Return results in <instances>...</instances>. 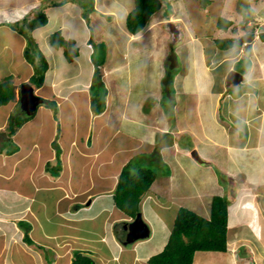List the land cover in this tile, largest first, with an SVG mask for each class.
Wrapping results in <instances>:
<instances>
[{
	"label": "crops",
	"instance_id": "obj_1",
	"mask_svg": "<svg viewBox=\"0 0 264 264\" xmlns=\"http://www.w3.org/2000/svg\"><path fill=\"white\" fill-rule=\"evenodd\" d=\"M72 2L0 0V78H11L16 85L15 99L0 105V264H72L76 252L95 264H146L165 248L178 209L197 212L202 204L208 211L199 214L209 217L215 195L239 202L228 205V249L196 251L193 264H264V232L252 226L256 216L264 226V63L256 45L264 43L260 34L256 32L249 49L239 42L218 49L196 32L182 40L187 30L181 28L180 38L172 39L182 43L169 85L164 82L165 42L155 30L127 31L134 0H109L106 11L101 14L94 7L89 18L86 8ZM38 10L47 22L30 29L27 17ZM56 30L75 41L78 55L73 60L67 59L63 46L51 45L49 36ZM26 32L49 61L41 86L30 81L35 66L26 56ZM245 48L250 62L241 66ZM5 62L8 69L1 65ZM98 62L100 80L95 77ZM2 67L6 74L13 69L15 77L5 76ZM233 69L243 75L236 84L227 81ZM24 82H30L44 102L10 134L15 107L22 116L19 88ZM92 84L97 85L93 92H102L104 85L107 89L100 113L91 108ZM169 86L174 92H166ZM55 101L60 112L54 110ZM172 113L177 114L175 122L170 121ZM147 154L161 155L159 171L167 173H156L140 201L149 235L125 242L123 225L135 217L117 206L114 191L124 165ZM213 161L221 168L218 174ZM249 206L253 213L242 218ZM27 229L31 242L25 238Z\"/></svg>",
	"mask_w": 264,
	"mask_h": 264
},
{
	"label": "trees",
	"instance_id": "obj_2",
	"mask_svg": "<svg viewBox=\"0 0 264 264\" xmlns=\"http://www.w3.org/2000/svg\"><path fill=\"white\" fill-rule=\"evenodd\" d=\"M241 1L246 8L244 11V22L248 23L252 18V9L249 7V0ZM91 2L92 6L89 5L88 11L90 9L93 10V1ZM162 5V0H134V6L126 17L127 31L132 34H138L150 22L154 13L162 8ZM88 11H85L84 14L89 18ZM27 21L25 26L27 25L31 29L45 24L47 16L44 12H39L34 18L32 17ZM232 24L233 21L225 17H219L217 20V27L221 29H228ZM255 26L257 27V25ZM26 33L29 37V45L32 46L31 50H29V46L26 48V56L35 66V73L30 78V81L37 86H41L44 83L48 62L44 60V65L36 62L35 58H41V55H39L41 52L30 32ZM259 34L260 38L264 40V26L260 27ZM49 40L55 48L64 47V53L68 60H73L78 55L75 41L73 39L66 40L60 30L54 31L49 36ZM214 43L218 48L227 49L238 44V39L237 37H215ZM175 62L177 60L168 59L166 64L167 70L164 82L169 85H171V80L177 72V68L174 65ZM100 64L101 62L95 64V77L97 80H100ZM92 86L94 88L97 87L96 84H92ZM165 90L166 92H174L172 86ZM106 91L107 89L104 85L102 92H94L91 101L93 112L100 113L104 110ZM15 97L16 85L11 78L0 80V105L7 104L14 100ZM29 117L31 116L24 115L23 112L22 117L19 119L12 116L9 120L8 132L13 134ZM132 166L130 161L122 168L114 191V200L117 206L126 214L136 217L137 213L140 212L141 198L150 189L156 178V172L151 168L138 166L133 169ZM228 205L229 201L226 197L215 195L212 198L209 217H205L187 207H180L165 248L158 254L151 256L146 264H193L196 251H227ZM28 231L29 229L26 230L25 238L27 242H31ZM72 264H95V261L88 255L76 252Z\"/></svg>",
	"mask_w": 264,
	"mask_h": 264
},
{
	"label": "rangeland",
	"instance_id": "obj_3",
	"mask_svg": "<svg viewBox=\"0 0 264 264\" xmlns=\"http://www.w3.org/2000/svg\"><path fill=\"white\" fill-rule=\"evenodd\" d=\"M57 4L58 3H73L72 1H77L81 7H83L85 9V11L87 12L89 7L92 6V2L93 1V8L96 7L97 11L100 12L101 14L107 10V7L109 6V0L108 2H106L105 0H54ZM112 1V0H111ZM163 5L162 8L154 13V16L151 18L150 22L145 26V28L141 31L143 32H151L154 31V34H156V37L159 36V39L162 42H165L166 45V52H168V56L167 58L170 60H178L176 59V57H178L177 55V45L178 43L182 40H187L189 38V36H193L195 34V32L199 35V39L202 41L207 42L209 40V43H213L215 37H232L233 35H236L238 32L240 33V36L237 37V39H239L244 32L247 31H253L255 29V32L258 30L260 31V27L264 26V5L263 4V0H249V7L250 9H252V18L250 19V21L248 23L244 22V11H245V5H243L241 0H162ZM45 3V2H43ZM90 5V6H89ZM94 10V9H93ZM31 8H29L28 10L24 11V13L30 12ZM102 11V12H101ZM39 12H41L40 10L37 11V14H39ZM88 12H92V9H90V11ZM36 16V15H35ZM219 17H225L227 19H230L233 21V24L228 28V29H221L219 27H217V20ZM34 18V16H33ZM31 19L29 17H27V20ZM168 20H171L173 22H176L178 24H180V27L182 28V31H184L185 29L187 30V34L186 36H183L182 40L180 39V41L178 42H173V38L172 35L170 34V32H168V28L166 25V22ZM245 23V24H244ZM259 23V24H257ZM250 25V26H249ZM257 25V27L255 26ZM96 26V25H95ZM159 27V28H156ZM97 29H99V25L96 26ZM162 30L161 34L158 32L159 30ZM253 29V30H252ZM63 35V34H62ZM171 35V36H170ZM195 36V35H194ZM207 39V40H206ZM67 40V39H66ZM104 43L103 45L105 46V50L102 52L103 56H106V52H107V39H104ZM168 42V43H167ZM176 46H174V45ZM240 45V44H238ZM258 49L260 50V61L264 63V43L262 44L261 41H259L257 44ZM184 46V44H183ZM32 46H29V50H31ZM62 47V46H60ZM216 48H218L215 45ZM233 47V46H231ZM219 49V48H218ZM194 50H196L194 48ZM247 55L241 60V66L245 63L250 62V55L251 53L249 52V50H247V48L244 49V54ZM39 55H41V58H35L36 62L40 65H44L43 61L46 60L48 63V59L45 53H39ZM28 59V58H27ZM167 59V60H168ZM167 63V61H166ZM2 66L5 67V69H8V63L5 62L4 64H1ZM4 67H2V72L5 73V76H12L13 78L14 76V70L11 69L10 72L7 71L8 74H6V71L4 70ZM19 67V66H18ZM48 68V67H47ZM35 70V69H34ZM10 73V74H9ZM35 73V71H34ZM0 80H3L2 78H0ZM45 80V79H44ZM104 80V79H103ZM126 84H128L127 81H125ZM126 85H124V89H125ZM132 91L135 95H136V91L137 89L134 87H131ZM129 90V87H126L125 90ZM96 88L92 89V93L94 94L93 91H96ZM137 97V96H136ZM146 104L149 105V103L147 102ZM53 105H55L54 110H59L60 112V107L57 101H55L53 103ZM169 108V106H167ZM5 109V108H4ZM16 111H18V106L15 107V109L13 110V116L17 115V119L21 118L22 116L20 114H16ZM182 113V112H181ZM183 114V113H182ZM58 116V113H57ZM172 119L170 120L171 122H175V119L177 118V114H173L170 116ZM31 118V117H29ZM28 118V119H29ZM154 156V155H153ZM159 159V161L157 162V158ZM142 160L139 158V156L136 157V159H134L132 161V168L136 169V167L138 166H142V167H147V168H151L152 170H154L156 173L158 172V175H162L163 172L167 173V170H162L159 171V167L158 165L161 163L160 160L161 159V155L158 156H154V157H150L149 158V154H147L146 156L142 155ZM212 169L215 170V172L218 174V172H220V167L215 163V161H213L212 163ZM188 187V186H187ZM185 187V188H187ZM190 188V187H189ZM183 192H184V188H183ZM241 191L238 190L237 193H240ZM234 195V193L232 194ZM228 201H233L234 206L238 205L239 202H237L236 198L231 196V197H227ZM186 202H191L190 199H185ZM244 202H247L248 199H243ZM248 205V204H246ZM208 211L206 206H202V204L197 205V212H206ZM244 214H242V218H247L249 216H251L250 214H252V208L251 206L248 207V209L244 210L243 212ZM241 215V214H239ZM258 215V213H257ZM234 216H232L233 219ZM55 219V218H54ZM43 221L44 223H46L44 217H43ZM262 219L260 218V216H256L254 218V224L252 226H256L257 230L262 231V233L264 232V226L262 224ZM261 233V232H260ZM264 234V233H263ZM3 240L0 237V245H2ZM43 245L42 249L46 250V245H44L43 243H41ZM37 246V245H36ZM15 250V248L13 249ZM242 252L245 254L246 257H250V253L247 251L246 247L242 248ZM255 252V251H253ZM214 253H217L214 252ZM15 258H22L21 256H18ZM252 258V257H251ZM217 264V263H216ZM250 264H254V260H252V262Z\"/></svg>",
	"mask_w": 264,
	"mask_h": 264
},
{
	"label": "water",
	"instance_id": "obj_4",
	"mask_svg": "<svg viewBox=\"0 0 264 264\" xmlns=\"http://www.w3.org/2000/svg\"><path fill=\"white\" fill-rule=\"evenodd\" d=\"M169 32L172 35L174 40H177L181 36V28L173 21H167L166 23ZM255 34L253 32H246L243 34L239 39L238 42L243 44L245 43L247 48H250V43L253 41ZM243 75L233 69L229 71L227 75V81L233 83H239L242 81ZM20 107L22 112H24L27 116H32L35 114L39 105L44 102V98L37 94L34 90V86L30 82H24L20 85ZM192 155L200 162L204 160L200 157L197 150L192 151ZM124 231H126V241L125 242H134L135 240L139 239L140 237H146L150 233L149 226L145 223L142 219L140 213H137V216L129 222H125L123 225Z\"/></svg>",
	"mask_w": 264,
	"mask_h": 264
},
{
	"label": "clouds",
	"instance_id": "obj_5",
	"mask_svg": "<svg viewBox=\"0 0 264 264\" xmlns=\"http://www.w3.org/2000/svg\"><path fill=\"white\" fill-rule=\"evenodd\" d=\"M169 21H171V20H169ZM167 23V22H166ZM176 23V22H175ZM177 25H179L178 23H176ZM181 28V27H180ZM248 32V31H247ZM254 34H255V36H256V32H258L259 33V31H252ZM246 32H244L243 34H245ZM255 38V37H254ZM178 40V39H177ZM254 40V39H253ZM176 41V40H175ZM241 44V43H240ZM243 44H245V43H243ZM251 44V43H250ZM246 45V44H245ZM247 47V46H246ZM249 49V48H248Z\"/></svg>",
	"mask_w": 264,
	"mask_h": 264
},
{
	"label": "bare ground",
	"instance_id": "obj_6",
	"mask_svg": "<svg viewBox=\"0 0 264 264\" xmlns=\"http://www.w3.org/2000/svg\"><path fill=\"white\" fill-rule=\"evenodd\" d=\"M112 16V15H111ZM45 42V41H44ZM50 45V44H49ZM52 49V48H51ZM50 75H51V73H50Z\"/></svg>",
	"mask_w": 264,
	"mask_h": 264
},
{
	"label": "flooded vegetation",
	"instance_id": "obj_7",
	"mask_svg": "<svg viewBox=\"0 0 264 264\" xmlns=\"http://www.w3.org/2000/svg\"><path fill=\"white\" fill-rule=\"evenodd\" d=\"M168 32H169V30H168ZM250 32H252V31H250ZM171 34V33H170Z\"/></svg>",
	"mask_w": 264,
	"mask_h": 264
}]
</instances>
